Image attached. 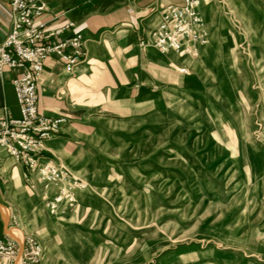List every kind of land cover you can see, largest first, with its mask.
Listing matches in <instances>:
<instances>
[{"label":"rangeland","instance_id":"374dc122","mask_svg":"<svg viewBox=\"0 0 264 264\" xmlns=\"http://www.w3.org/2000/svg\"><path fill=\"white\" fill-rule=\"evenodd\" d=\"M200 1L205 49L179 67L199 91L75 131L55 158L84 185L73 204L46 206L67 182L30 192L55 224L86 220L113 264H264V0Z\"/></svg>","mask_w":264,"mask_h":264},{"label":"crops","instance_id":"0c3cea01","mask_svg":"<svg viewBox=\"0 0 264 264\" xmlns=\"http://www.w3.org/2000/svg\"><path fill=\"white\" fill-rule=\"evenodd\" d=\"M43 2L46 12L35 23H44L48 30L71 24V31L61 38L80 33L85 50L84 59L71 72L56 56L43 63L36 83L38 110L45 117L65 119L61 129L44 142L43 161L56 164L55 158L66 153L62 148L76 138L74 132L101 117L131 118L151 103H164L169 93H197L203 85L199 77L180 72L182 57L161 54L150 40L162 9L181 6L183 0ZM10 30V7L6 0H0V45ZM204 49L199 47V56ZM20 73L19 69H8L0 77V119L5 112L13 120L20 119L12 84ZM25 170L0 147V240L12 237L20 244L32 236L46 248L49 264H113L116 260L111 250L83 223L86 220L69 216L55 224L37 211L23 179Z\"/></svg>","mask_w":264,"mask_h":264},{"label":"built area","instance_id":"2783aa9c","mask_svg":"<svg viewBox=\"0 0 264 264\" xmlns=\"http://www.w3.org/2000/svg\"><path fill=\"white\" fill-rule=\"evenodd\" d=\"M11 12V30L0 45V77L8 69L21 71L12 84L19 105L20 119L13 120L5 112L0 119V146L26 168L23 179L28 189L43 194L45 199L52 186L67 182L46 206L51 214L58 204H73L74 189L84 187L77 179L67 176L57 164L43 161L44 142L65 124L63 118L43 116L37 107L36 83L43 71V63L49 56H56L66 71L85 57L80 33L70 32L72 25L48 30L36 20L45 12L43 0H6ZM201 15L198 0H183L181 6L162 9L158 26L151 32L153 47L161 54L175 53L180 57L194 58L205 43L201 33ZM181 72L185 73L184 70ZM47 200V199H46ZM0 264H49L46 248L32 236L18 243L12 237L0 240Z\"/></svg>","mask_w":264,"mask_h":264},{"label":"bare ground","instance_id":"6f19581e","mask_svg":"<svg viewBox=\"0 0 264 264\" xmlns=\"http://www.w3.org/2000/svg\"><path fill=\"white\" fill-rule=\"evenodd\" d=\"M0 147H2V146H0Z\"/></svg>","mask_w":264,"mask_h":264}]
</instances>
